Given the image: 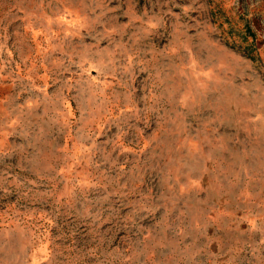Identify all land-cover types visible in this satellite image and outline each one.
I'll list each match as a JSON object with an SVG mask.
<instances>
[{
  "label": "rangeland",
  "instance_id": "1",
  "mask_svg": "<svg viewBox=\"0 0 264 264\" xmlns=\"http://www.w3.org/2000/svg\"><path fill=\"white\" fill-rule=\"evenodd\" d=\"M264 0H0V264H260Z\"/></svg>",
  "mask_w": 264,
  "mask_h": 264
},
{
  "label": "crops",
  "instance_id": "2",
  "mask_svg": "<svg viewBox=\"0 0 264 264\" xmlns=\"http://www.w3.org/2000/svg\"><path fill=\"white\" fill-rule=\"evenodd\" d=\"M262 246H264V244H262ZM260 264H264V249L260 251Z\"/></svg>",
  "mask_w": 264,
  "mask_h": 264
}]
</instances>
